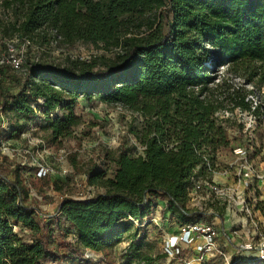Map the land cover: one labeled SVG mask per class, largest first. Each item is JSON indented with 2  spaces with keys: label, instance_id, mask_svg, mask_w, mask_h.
Here are the masks:
<instances>
[{
  "label": "trees",
  "instance_id": "obj_1",
  "mask_svg": "<svg viewBox=\"0 0 264 264\" xmlns=\"http://www.w3.org/2000/svg\"><path fill=\"white\" fill-rule=\"evenodd\" d=\"M46 31L67 44L118 51L113 60L22 64L21 76H12L14 88L0 85V116L29 119L39 107L41 131L56 146L81 124L75 112L79 99L117 105L143 119L142 129L134 132L143 150L139 154L127 142L108 153L113 177L91 170L88 178L104 192L85 201L63 199L43 228L20 169L12 177L0 174V264H101L85 251L109 255L128 237L130 221L143 223L156 200H165L179 222L222 219L223 206L207 213L187 203L191 179L210 168L225 133L204 129L201 121L187 132L181 114L194 88L212 80L215 59L248 84H264V0H0V34L30 43L47 41ZM249 93L257 95L254 89L245 97ZM234 107L261 116L250 100L236 101ZM0 133L7 134L1 120ZM57 215L69 224L75 243ZM15 228L30 231L32 242L22 241ZM56 239L54 251L50 245ZM134 239L130 260L153 264ZM233 264L264 262L235 259Z\"/></svg>",
  "mask_w": 264,
  "mask_h": 264
},
{
  "label": "rangeland",
  "instance_id": "obj_2",
  "mask_svg": "<svg viewBox=\"0 0 264 264\" xmlns=\"http://www.w3.org/2000/svg\"><path fill=\"white\" fill-rule=\"evenodd\" d=\"M46 36L47 41L36 38L24 46L18 36L11 38L0 34V58L14 56L21 59L25 66L34 62L58 66L64 64L67 58L82 61L92 58L113 60L118 51L82 42L67 44L53 31H46ZM213 62L216 65L212 80L207 85L194 88L181 114L183 129L187 132H194L196 123L201 121L204 129L211 126L225 133L226 141L218 146L214 160L208 164L210 168L198 178H209L221 185L236 186L239 191L244 187V179L251 178L249 183H252L245 195L254 202V216L263 222L264 180L254 178H264V84L258 82L252 86L237 78L222 60L215 59ZM207 66H210L209 62ZM14 75L21 76L11 67L5 66L0 74V85L6 89L14 88ZM254 89L257 91L256 96L249 93L245 97L247 91L252 92ZM242 99H245V103L250 100L252 106L257 105V114L261 116L256 117L235 108L236 101L241 102ZM75 112L81 117V124L74 128L71 138L56 146L49 144L41 131L44 115L39 107L36 115L29 119L17 121L11 114L4 115V122H8L14 131L0 133V174L12 177L13 172L20 169L28 185L30 199L40 210L36 218L42 228L44 223L50 222L55 216L56 207L63 199L76 195H89L92 198L104 192L97 185L91 186L88 178L91 170L103 171L105 178L113 177L115 168L108 153H117L127 142L136 147L135 151L139 154L143 150L134 135V132L142 129L141 116L121 106L98 101L87 102L84 99L77 101ZM40 164L49 170L46 176L38 177ZM202 198L200 194L188 196L187 206L207 213L213 212L217 206H223L225 213L221 227L226 233L233 229L237 217L241 216H235L233 208L229 210L222 201ZM56 217L62 220L69 239L72 238L69 224L60 216ZM130 222L132 228L128 237L109 255L93 253L99 263L141 264L129 258L131 238H135L134 244L141 245L139 251L153 258V264H182L180 259L164 257L165 239L170 233H176L179 225V221L169 213L165 200L155 201L151 215L143 223ZM15 232L22 241L32 242L30 231L15 228ZM58 243L57 239L52 241L51 249L57 250ZM234 247L235 244L222 247L226 256L211 257L210 264H225L224 257L230 258L235 253ZM75 250L83 252L79 247ZM189 253L186 251V255Z\"/></svg>",
  "mask_w": 264,
  "mask_h": 264
},
{
  "label": "built area",
  "instance_id": "obj_3",
  "mask_svg": "<svg viewBox=\"0 0 264 264\" xmlns=\"http://www.w3.org/2000/svg\"><path fill=\"white\" fill-rule=\"evenodd\" d=\"M28 44L29 42L27 41L24 43V46ZM22 64L21 59H17L14 56L0 58V74L5 66H10L15 72L22 74L24 72ZM0 120L2 130L6 133L10 132V124L4 122L3 116H0ZM240 153L245 152L240 151ZM45 167L43 164H40L38 177L47 175L49 170ZM250 179H244V187L239 191L236 186L221 185L209 178H192L188 188V196L200 194L204 198H207V200L222 201V203H226L229 210L233 208L235 216L239 214L241 217H237L236 224L228 233L223 231L221 227L222 219L219 217L210 223L179 222L177 232L170 233L165 239V257L180 259L182 264H210L211 257H216L217 255L226 256L222 247H226L228 244H235L233 248L235 253L230 258L224 257L225 264H233L235 259L237 261L243 260L247 263L264 262V221L261 222L254 216L256 208L254 202L250 197L246 198L245 195L252 183H249ZM254 179L264 180V178ZM90 198L91 196L89 195L70 197V199L82 201ZM136 223L138 224V222ZM224 229L227 231L225 227ZM69 241L75 243L76 238L72 237ZM186 251H190L191 253L186 255ZM90 252L92 255H90ZM93 253L90 250H86L85 256L95 259Z\"/></svg>",
  "mask_w": 264,
  "mask_h": 264
}]
</instances>
